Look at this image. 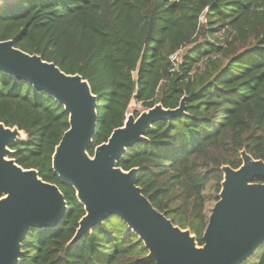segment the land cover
<instances>
[{"label": "trees", "instance_id": "16d2710c", "mask_svg": "<svg viewBox=\"0 0 264 264\" xmlns=\"http://www.w3.org/2000/svg\"><path fill=\"white\" fill-rule=\"evenodd\" d=\"M220 30L225 46L215 43ZM8 40L88 82L98 97L89 155L123 125L132 100L173 109L186 97V116L154 124L117 166L138 168L142 194L198 245L221 167L237 169L242 150L264 161V0H2L0 42ZM179 50L174 70L169 58ZM0 123L26 134L11 158L56 185L67 204L58 227L29 232L19 264H154L113 217L68 246L84 211L52 170L68 129L54 99L0 72ZM244 264H264V245Z\"/></svg>", "mask_w": 264, "mask_h": 264}, {"label": "water", "instance_id": "95a60500", "mask_svg": "<svg viewBox=\"0 0 264 264\" xmlns=\"http://www.w3.org/2000/svg\"><path fill=\"white\" fill-rule=\"evenodd\" d=\"M0 72L48 95L68 116V129L52 155L53 172L74 190L84 211L68 246L112 217L138 238L146 259L154 264H244L264 245V161L254 160L245 150L237 169L221 167L218 200L210 210L202 245L142 194L136 185L138 168L123 171L117 166L128 150L147 141L146 132L154 124L186 116L185 96L173 109L157 103L137 117L126 114L123 125L89 155L98 125V97L86 80L15 48L10 40L0 42ZM25 139L17 127L0 123V196L5 200L0 201V264H19L29 232L58 227L67 212L56 185L11 158L10 147Z\"/></svg>", "mask_w": 264, "mask_h": 264}, {"label": "rangeland", "instance_id": "374dc122", "mask_svg": "<svg viewBox=\"0 0 264 264\" xmlns=\"http://www.w3.org/2000/svg\"><path fill=\"white\" fill-rule=\"evenodd\" d=\"M215 36H216L215 43L218 45H221V46H225V41L228 40V38H227V35L223 32V30H220L219 32H217ZM212 41L213 40H211V42ZM145 110H146V108L143 107L140 103L136 102L135 100H132L128 106L126 114L127 115H133L134 117H137L140 113H142ZM212 206H213V204L210 203L207 207V210L208 209L210 210ZM113 222L114 221L111 220L110 224ZM113 224H114V227L116 229L119 228L116 223H113Z\"/></svg>", "mask_w": 264, "mask_h": 264}, {"label": "built area", "instance_id": "2783aa9c", "mask_svg": "<svg viewBox=\"0 0 264 264\" xmlns=\"http://www.w3.org/2000/svg\"><path fill=\"white\" fill-rule=\"evenodd\" d=\"M199 22L200 23H205L206 22L205 15L204 14L200 17ZM181 53H182V50H179L176 53L172 54L170 56V58H169L170 59V62H171V65H172V68L174 70L178 68V64H179V61H180Z\"/></svg>", "mask_w": 264, "mask_h": 264}, {"label": "snow or ice", "instance_id": "6c2138e0", "mask_svg": "<svg viewBox=\"0 0 264 264\" xmlns=\"http://www.w3.org/2000/svg\"><path fill=\"white\" fill-rule=\"evenodd\" d=\"M0 201H5L4 197L0 196Z\"/></svg>", "mask_w": 264, "mask_h": 264}]
</instances>
